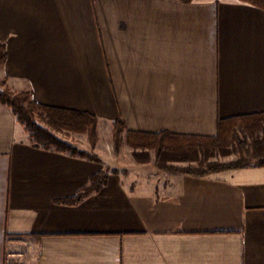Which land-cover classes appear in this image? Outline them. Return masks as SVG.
I'll return each mask as SVG.
<instances>
[{
    "label": "crops",
    "instance_id": "crops-1",
    "mask_svg": "<svg viewBox=\"0 0 264 264\" xmlns=\"http://www.w3.org/2000/svg\"><path fill=\"white\" fill-rule=\"evenodd\" d=\"M0 43V88L99 129L215 136L264 112V9L242 0H0ZM105 168L0 103V264H264V166L108 173L65 202Z\"/></svg>",
    "mask_w": 264,
    "mask_h": 264
},
{
    "label": "trees",
    "instance_id": "trees-1",
    "mask_svg": "<svg viewBox=\"0 0 264 264\" xmlns=\"http://www.w3.org/2000/svg\"><path fill=\"white\" fill-rule=\"evenodd\" d=\"M191 2L192 0H181ZM264 9V0H242ZM7 59L4 43H0V68ZM5 82L2 83L4 86ZM0 103L9 106L18 122L26 127L30 139L35 146L54 149L99 161L84 151L72 147L59 139L54 133L63 129L82 131L89 134L93 142L97 140L98 117L92 113L58 108L36 102L30 91L15 92L9 87L0 88ZM116 143L123 142L124 124L114 123ZM243 136L245 145H240L242 151L239 158L231 162L209 161L218 154L232 153L236 150V142ZM127 143L140 153L154 149L157 153L158 168L163 171L180 172L194 176H206L213 172L230 169H240L249 166H264V112L251 115H240L220 120L218 133L215 136H186L172 133H142L127 132ZM135 150V151H136ZM140 161H143L140 159ZM186 162L188 166L179 167L175 163ZM206 163V166L204 165ZM196 164V165H194ZM108 175H95L92 184L85 187L78 196L65 200L66 203L80 202L93 191L100 190L107 182Z\"/></svg>",
    "mask_w": 264,
    "mask_h": 264
},
{
    "label": "rangeland",
    "instance_id": "rangeland-1",
    "mask_svg": "<svg viewBox=\"0 0 264 264\" xmlns=\"http://www.w3.org/2000/svg\"><path fill=\"white\" fill-rule=\"evenodd\" d=\"M114 130V129H113ZM110 131L107 126L97 128V140L93 142L87 132L74 131L63 129L61 131L53 130V133L62 141L77 148L80 151L88 153L90 156L97 157L99 162H105L106 168L102 173H116L133 170L158 171V158L154 149L148 152L140 153L141 150H136L131 147L126 141V134L122 132L123 142L116 143L114 131ZM240 141L236 142V150L231 147L232 153L227 155L218 154L212 157L209 161L231 162L239 158L242 148L240 145H245L248 140H244L240 135ZM136 150V151H135ZM143 160V161H140ZM205 162V166H206ZM179 167L188 166L189 163H175ZM196 165V164H194ZM13 264H36V255L29 254L27 259L18 260Z\"/></svg>",
    "mask_w": 264,
    "mask_h": 264
}]
</instances>
